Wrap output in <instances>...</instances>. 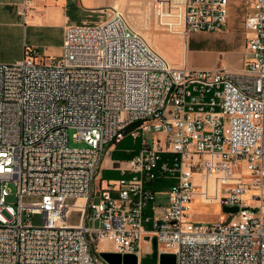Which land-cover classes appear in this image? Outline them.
Masks as SVG:
<instances>
[{"label":"built area","instance_id":"2783aa9c","mask_svg":"<svg viewBox=\"0 0 264 264\" xmlns=\"http://www.w3.org/2000/svg\"><path fill=\"white\" fill-rule=\"evenodd\" d=\"M228 3L152 7L178 9L184 32L216 31ZM245 5L238 68L174 65L117 7L64 24L56 55L0 62V264H106L100 243L138 263L143 235L174 264H264V0ZM124 137L137 149L101 187L99 163ZM195 194L236 209L197 222Z\"/></svg>","mask_w":264,"mask_h":264},{"label":"rangeland","instance_id":"374dc122","mask_svg":"<svg viewBox=\"0 0 264 264\" xmlns=\"http://www.w3.org/2000/svg\"><path fill=\"white\" fill-rule=\"evenodd\" d=\"M153 1L154 0H123V6L119 4L120 6L117 5V8L123 11L130 24L148 41V43L159 52L161 51L166 58L171 60V63L174 65H184L188 68L194 69L215 68L219 66L238 68L241 66L242 53L238 52L239 47L236 48L235 45H232L234 41L242 42V10L240 8H234L232 10L225 25L220 30L190 31L182 40V37L186 32L181 30L180 11L177 9L173 16L169 15V13H158L152 7ZM93 14L96 15V13ZM160 20L164 22H161ZM172 22L177 25H172ZM59 36V28H50L45 34V37L47 38L46 42L53 45V51H51L52 54H57L58 52L57 44L60 41ZM178 39L182 41V43H180L181 48L179 47ZM36 54L40 56L42 53L40 50H37ZM21 57L22 56L19 58ZM14 60L16 59L0 57V61L10 62ZM72 131V128H67L66 130L67 143L69 145H74L70 140ZM132 142L133 141L130 138L123 139L122 145L118 146L117 150L121 153H129L130 155L133 152V148H130V143ZM126 157L115 156L112 158L120 159ZM102 170L103 168H101V187L105 185L107 180L111 179L108 175L102 174ZM194 180H196L197 184L198 179L196 176ZM96 181L97 180L94 179V183H96ZM6 185L10 190V194L6 196V201L13 203L14 196L12 195V192L14 191L15 186L11 181H7ZM159 198L162 201L160 196ZM187 213L197 222H207L214 218L224 217V212L221 210V204L219 202H216L215 200H201L197 194L190 198ZM69 220L75 222L77 220V214L71 211ZM143 246L144 243H140V247L143 248ZM97 247L99 249H107L110 251V246L107 243H100Z\"/></svg>","mask_w":264,"mask_h":264},{"label":"crops","instance_id":"0c3cea01","mask_svg":"<svg viewBox=\"0 0 264 264\" xmlns=\"http://www.w3.org/2000/svg\"><path fill=\"white\" fill-rule=\"evenodd\" d=\"M21 3L22 0H0V57H10L17 60L23 55L25 49L40 50L42 53L40 56L44 57L56 55L51 53L53 45L46 42L45 34L48 29H60V41L57 44L58 54L64 24L96 22L106 17L111 7L123 6V0H32L31 4L22 11ZM234 8L242 10L241 24L243 31V19L246 12L245 0H229L226 20ZM93 13H96V15ZM186 35H188V32L183 35L182 40ZM178 42L181 48L180 43L182 41L178 39ZM243 44L244 37L242 33V42L234 41L232 45H235L236 48L239 47L238 52L242 53ZM160 53L163 54L161 51ZM169 61L171 62V60ZM125 138L129 137L123 139ZM113 148L114 144L107 147L99 163L97 176L101 177V168H103L102 174L108 175L111 179L119 176L117 158H112L110 155ZM147 247L148 244L144 241L142 249L147 250Z\"/></svg>","mask_w":264,"mask_h":264},{"label":"water","instance_id":"95a60500","mask_svg":"<svg viewBox=\"0 0 264 264\" xmlns=\"http://www.w3.org/2000/svg\"><path fill=\"white\" fill-rule=\"evenodd\" d=\"M236 206H221L222 211H234ZM142 239L148 243L149 251H144L139 257L132 253L119 254L112 251H98L99 258L106 264H174V254L171 252L157 253L156 237L143 235Z\"/></svg>","mask_w":264,"mask_h":264},{"label":"trees","instance_id":"16d2710c","mask_svg":"<svg viewBox=\"0 0 264 264\" xmlns=\"http://www.w3.org/2000/svg\"><path fill=\"white\" fill-rule=\"evenodd\" d=\"M122 141L123 140H120V141H118V142H116L115 144H114V148L111 150V152H110V155L112 156V157H130L135 151H136V149H137V146H138V142L137 141H135V142H132V143H130L131 145V148H133V152L129 155V153H121L120 151H118L117 152V147L118 146H120V145H122ZM126 157V158H127ZM153 187H155V188H157L158 187V183H155L154 185H153Z\"/></svg>","mask_w":264,"mask_h":264}]
</instances>
